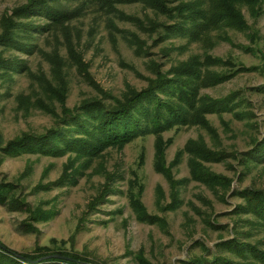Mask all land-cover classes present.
<instances>
[{
    "label": "rangeland",
    "instance_id": "1",
    "mask_svg": "<svg viewBox=\"0 0 264 264\" xmlns=\"http://www.w3.org/2000/svg\"><path fill=\"white\" fill-rule=\"evenodd\" d=\"M163 1L166 6L173 8L178 0ZM21 4L23 0H0V18L10 15L11 9ZM95 8L93 6L88 11L84 10V15L71 25L80 33L78 51L82 61L89 66L88 72L93 81L113 96L118 97L125 85L137 90L144 88L145 79L152 78L148 68L151 62L166 71L171 65L204 51L214 57H230L245 67H260L257 58L235 48L250 45L242 33L226 31L232 46L221 40L213 41L212 48H208L205 43L186 44L185 38L167 36L159 26L151 30L147 28L149 21L168 26L172 25V20L140 4L119 3L115 8L140 20L145 29L139 31L132 24L110 16L117 30L109 33L105 25L106 16L101 12L95 13ZM241 14L246 24L258 33L254 45L264 52V2L262 13L256 20L245 9L241 10ZM119 31L135 33L144 54L135 55L134 47L123 39V33ZM72 36L74 38L73 32ZM124 37L128 38L127 35ZM38 45L45 52L54 48L50 36L40 39ZM59 55L63 56L64 51L60 49ZM22 59L27 62L31 72L39 69L48 74L50 70L41 54L35 53ZM69 81L65 101L67 108H72L85 95L94 93L74 72L70 73ZM263 82L258 74H243L201 93L220 98L233 91H248ZM18 93H29L25 78L17 77L12 85L0 86V135L5 142L23 133H41L53 125V118L39 110H19L14 100ZM243 94L249 103L244 119L225 114L221 122L214 115L208 117L221 146L227 152H245L251 147L250 140L264 136V95ZM223 124L227 130L222 127ZM163 136L165 139L172 137V143L164 151L168 167L175 153L188 140L201 137L208 147H213V142L205 133L196 128L183 129L176 134L171 131ZM153 154V139L148 136L137 138L121 149L104 151L100 157L85 165V160L75 161L68 168L65 167L70 164L68 155L52 157L21 154L5 158L0 163V182L9 183L20 192L19 199L23 204L21 210L16 212L0 206V242L19 254H28L38 247L60 248L62 252L96 264H135L138 253L151 264H181L189 258L202 255L201 248L193 243H201L212 250L220 238H232L233 221L246 218L245 215H231L235 205L240 203L232 195L235 190L246 187L264 189V164L245 172L237 164L238 157L220 164L209 163L206 167L211 173L231 181L225 195L219 188L211 190L187 182L178 187L179 206L168 211L165 208L170 205L171 191L163 176L153 171ZM186 161L187 157L184 156L180 163L172 166L170 171L173 180L187 179ZM64 175L70 177L59 184ZM134 179L141 187L140 204L153 223L138 221L129 208L127 191ZM106 191L109 192L104 194ZM36 207L41 218L34 222L29 218L28 210ZM203 213L209 215L222 229L213 231L204 227L200 218ZM240 225L238 223V227ZM241 229L243 232L249 231L246 227ZM254 239L264 244L261 235Z\"/></svg>",
    "mask_w": 264,
    "mask_h": 264
},
{
    "label": "trees",
    "instance_id": "2",
    "mask_svg": "<svg viewBox=\"0 0 264 264\" xmlns=\"http://www.w3.org/2000/svg\"><path fill=\"white\" fill-rule=\"evenodd\" d=\"M263 2L178 0L176 6L170 8L163 0H23V4L11 9L10 15L0 18V86L12 85L17 77L25 78L29 93L14 96L16 106L23 112L35 109L51 116L53 125L41 133H23L7 142L0 135V163L5 158L35 154L52 157L68 155L70 164L65 166L67 168L79 160H85V165L100 157L104 151L121 149L137 138L151 136L154 149L153 171L163 176L171 191L170 205L166 210L173 211L179 206L177 190L187 182H194L211 190L219 188L225 195L231 181L211 173L207 164H220L238 157L237 164L245 172L249 168L260 166L264 164V136L250 140L251 147L245 152H227L221 146L208 117L214 115L221 122L225 114L244 119L249 103L243 93L264 95V82L248 91H233L220 98H212L201 92L243 74H258L264 80V52L254 45L258 40V33L246 24L241 14V10L245 9L256 20L262 13ZM117 3L140 4L167 17L173 21L172 25H157L149 21L147 28L151 30L159 26L167 36L178 35L185 38L186 44L205 43L208 48H212L213 41L221 40L232 46L226 31L242 33L250 45L235 48L257 58L260 67H245L230 57H214L204 51L171 65L166 71L151 62L148 68L152 78L145 79L144 88L137 90L125 85L118 97L113 96L93 81L88 72L89 66L82 61L78 51L80 33L71 24L84 15V10L88 11L94 6L95 13L101 12L106 16L105 25L109 33L117 30L110 16L144 31L140 20L115 8ZM118 33H123V39L134 47L135 55L144 54L135 33ZM48 36L52 38L54 48L45 52L41 50L38 41L47 39ZM58 49L64 51L62 57ZM35 53L41 54L48 63V74L39 69L31 72L27 62L22 59ZM167 54L168 51L165 55ZM71 72L81 77L94 93L85 95L72 108H67L65 101ZM223 125L227 130V126ZM188 128L203 131L213 142V147H208L201 137L188 140L175 153L172 164L166 166L164 151L172 143V137L165 139L163 135L171 131L176 134ZM184 156L187 157L188 177L180 181L173 180L170 170ZM69 177L64 175L63 180L58 183L62 184ZM107 192L109 191L104 194ZM158 192L159 190L157 194ZM140 194L141 187L134 179L127 191L129 208L138 221L153 223L140 204ZM232 195L240 203L235 205L231 215L246 216L243 220L233 221L232 238H220L212 246V250L201 243H193L201 248L202 255L189 258L181 264H264V249H260L264 244L254 239L258 235L264 237V189L246 187L235 190ZM20 197L21 193L11 184L0 182L1 207L12 212L20 211L23 204ZM28 213L34 222L41 218L38 217L40 212L37 207L29 209ZM200 218L204 227L213 231L222 229L209 215L203 213ZM238 223L241 224L240 227ZM243 227L249 231L243 232ZM60 250L38 247L28 254H19L0 242V264H96ZM135 264L151 263L138 253Z\"/></svg>",
    "mask_w": 264,
    "mask_h": 264
}]
</instances>
